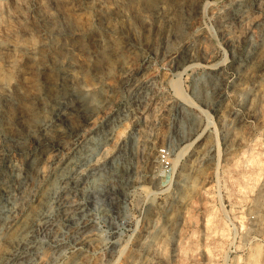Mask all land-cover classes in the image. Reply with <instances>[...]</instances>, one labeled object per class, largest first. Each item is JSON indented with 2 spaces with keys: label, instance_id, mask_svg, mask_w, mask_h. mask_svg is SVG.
<instances>
[{
  "label": "rangeland",
  "instance_id": "obj_1",
  "mask_svg": "<svg viewBox=\"0 0 264 264\" xmlns=\"http://www.w3.org/2000/svg\"><path fill=\"white\" fill-rule=\"evenodd\" d=\"M0 264H264V0H0Z\"/></svg>",
  "mask_w": 264,
  "mask_h": 264
},
{
  "label": "bare ground",
  "instance_id": "obj_2",
  "mask_svg": "<svg viewBox=\"0 0 264 264\" xmlns=\"http://www.w3.org/2000/svg\"><path fill=\"white\" fill-rule=\"evenodd\" d=\"M178 82V81H177ZM61 178H63V177H61ZM63 180V179H62ZM192 187H193V185H191V189H192ZM195 187V186H194ZM22 224V223H21ZM29 229V228H28ZM12 234V233H11ZM14 234V233H13ZM20 234V233H19Z\"/></svg>",
  "mask_w": 264,
  "mask_h": 264
}]
</instances>
